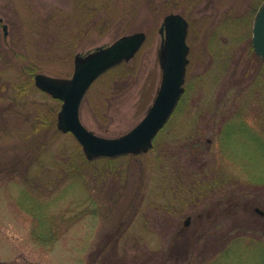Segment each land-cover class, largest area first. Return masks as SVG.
Returning <instances> with one entry per match:
<instances>
[{
    "label": "rangeland",
    "instance_id": "1",
    "mask_svg": "<svg viewBox=\"0 0 264 264\" xmlns=\"http://www.w3.org/2000/svg\"><path fill=\"white\" fill-rule=\"evenodd\" d=\"M263 1L0 0V264H264V123L238 106L262 103L247 44ZM165 2L190 23L182 101L147 154L89 161L33 77L145 32L81 106L88 130L124 135L161 85Z\"/></svg>",
    "mask_w": 264,
    "mask_h": 264
},
{
    "label": "water",
    "instance_id": "2",
    "mask_svg": "<svg viewBox=\"0 0 264 264\" xmlns=\"http://www.w3.org/2000/svg\"><path fill=\"white\" fill-rule=\"evenodd\" d=\"M4 30L7 34V26H4ZM188 31L189 23L181 14L171 13L164 18L160 29L163 40L159 51L161 85L145 117L120 137L105 138L88 130L81 121V106L95 81L135 57L146 42V33L125 35L112 44L98 47L84 55L77 54L74 73L70 78L35 74L36 87L62 102L57 116L58 130L71 133L89 161L148 153L185 92L190 52ZM252 42L256 54L264 61V3L254 21Z\"/></svg>",
    "mask_w": 264,
    "mask_h": 264
},
{
    "label": "trees",
    "instance_id": "3",
    "mask_svg": "<svg viewBox=\"0 0 264 264\" xmlns=\"http://www.w3.org/2000/svg\"><path fill=\"white\" fill-rule=\"evenodd\" d=\"M165 4L167 5V6H164L165 11L166 12L171 11L172 10V5H171L172 3H166L165 2ZM249 48L251 49V54L254 55V58L257 60V63L259 64V67L257 68L256 72L254 74H252L254 76L256 75V86L257 87H255V85H254V87H252V86L251 87L254 89H257V91H258L257 93H259L260 96H262V103H260V104L258 102L257 103H252V102L251 103H245V102L240 101L238 106L240 109L246 110V113L249 111H254L255 114L257 115V117L259 118V121L264 123V100H263V96H264V62L255 54V52L252 48V43H250ZM236 96H238V95H236ZM236 96H234V97L228 96L227 101H229V100H232L233 102L237 101Z\"/></svg>",
    "mask_w": 264,
    "mask_h": 264
},
{
    "label": "flooded vegetation",
    "instance_id": "4",
    "mask_svg": "<svg viewBox=\"0 0 264 264\" xmlns=\"http://www.w3.org/2000/svg\"><path fill=\"white\" fill-rule=\"evenodd\" d=\"M206 9H208V5L205 7ZM245 18V17H243ZM247 21H248V18H246ZM188 20V19H187ZM1 22H2V19H1ZM189 23V21H188ZM246 26H248V23H246ZM189 28H190V23H189ZM4 29V27H3ZM249 47H250V44H247ZM259 215L262 217V219L264 220V208L263 209H260V208H256L255 209ZM191 223H192V218L191 217H188V219L183 223L182 227L180 228V230L178 231V234H182V233H186L188 227L191 226Z\"/></svg>",
    "mask_w": 264,
    "mask_h": 264
}]
</instances>
